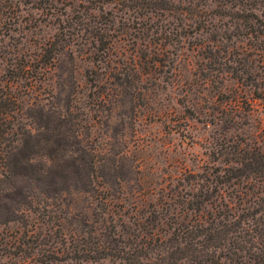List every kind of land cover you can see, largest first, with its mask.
<instances>
[{
    "label": "rangeland",
    "instance_id": "374dc122",
    "mask_svg": "<svg viewBox=\"0 0 264 264\" xmlns=\"http://www.w3.org/2000/svg\"><path fill=\"white\" fill-rule=\"evenodd\" d=\"M254 1L0 0V86L47 177L0 203V264H129L184 228L225 153L264 145L263 38L229 16Z\"/></svg>",
    "mask_w": 264,
    "mask_h": 264
},
{
    "label": "trees",
    "instance_id": "16d2710c",
    "mask_svg": "<svg viewBox=\"0 0 264 264\" xmlns=\"http://www.w3.org/2000/svg\"><path fill=\"white\" fill-rule=\"evenodd\" d=\"M257 5L255 0L246 16L239 14V10L229 16L237 28L248 29L251 37H261L264 43V16L256 15ZM261 51L264 62V50ZM53 57L46 50L37 59L38 66L32 68L35 73L15 74L12 78L41 79L49 73ZM31 67L23 65L20 70L29 72ZM10 84L0 86V203L5 205L4 199L8 198L15 204L30 206L29 196L19 184L37 188L47 177L38 174L32 163L31 156L38 149L25 138L18 119L22 108ZM254 94L264 114V84L256 86ZM225 155L229 158L224 161L225 166L213 172L215 185H208L188 202V210L195 216L187 221V215L184 228L175 230L168 238L163 237L166 234L150 233L151 240L160 235L161 245H142L129 264H264V145L231 149ZM256 188L258 192L254 191ZM9 191H14L13 195ZM3 204L0 218L9 215L1 211Z\"/></svg>",
    "mask_w": 264,
    "mask_h": 264
}]
</instances>
